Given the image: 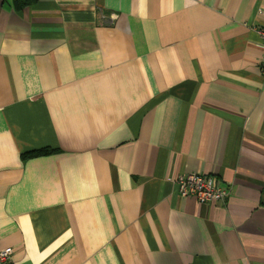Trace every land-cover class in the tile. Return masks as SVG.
Listing matches in <instances>:
<instances>
[{
  "label": "crops",
  "instance_id": "0c3cea01",
  "mask_svg": "<svg viewBox=\"0 0 264 264\" xmlns=\"http://www.w3.org/2000/svg\"><path fill=\"white\" fill-rule=\"evenodd\" d=\"M261 11L0 0V246L13 264H264ZM189 172L218 177L227 199L181 197L174 179Z\"/></svg>",
  "mask_w": 264,
  "mask_h": 264
},
{
  "label": "built area",
  "instance_id": "2783aa9c",
  "mask_svg": "<svg viewBox=\"0 0 264 264\" xmlns=\"http://www.w3.org/2000/svg\"><path fill=\"white\" fill-rule=\"evenodd\" d=\"M264 14V11H261ZM261 45L264 47V25L255 28ZM260 74L262 78V89H264V57L260 62ZM178 193L181 197L194 196L199 204H209L211 202H223L227 199L229 189L222 186L218 177L201 173H185L174 179ZM12 247L0 246V264L12 263Z\"/></svg>",
  "mask_w": 264,
  "mask_h": 264
},
{
  "label": "trees",
  "instance_id": "16d2710c",
  "mask_svg": "<svg viewBox=\"0 0 264 264\" xmlns=\"http://www.w3.org/2000/svg\"><path fill=\"white\" fill-rule=\"evenodd\" d=\"M36 0H12L13 6L15 9L17 10H21L25 7L30 6L31 4H33ZM50 150L49 149H39L36 151H33L31 153L28 154H32V155H41V154H47L49 153ZM27 154V155H28Z\"/></svg>",
  "mask_w": 264,
  "mask_h": 264
}]
</instances>
